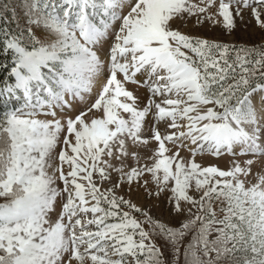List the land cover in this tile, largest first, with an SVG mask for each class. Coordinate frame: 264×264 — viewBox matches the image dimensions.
I'll return each mask as SVG.
<instances>
[{"label": "snow or ice", "instance_id": "6c2138e0", "mask_svg": "<svg viewBox=\"0 0 264 264\" xmlns=\"http://www.w3.org/2000/svg\"><path fill=\"white\" fill-rule=\"evenodd\" d=\"M0 264H264V0H0Z\"/></svg>", "mask_w": 264, "mask_h": 264}]
</instances>
